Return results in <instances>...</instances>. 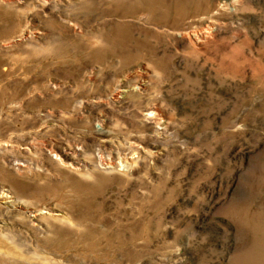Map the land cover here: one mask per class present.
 <instances>
[{"label":"rangeland","instance_id":"1","mask_svg":"<svg viewBox=\"0 0 264 264\" xmlns=\"http://www.w3.org/2000/svg\"><path fill=\"white\" fill-rule=\"evenodd\" d=\"M0 264H264V0H0Z\"/></svg>","mask_w":264,"mask_h":264},{"label":"bare ground","instance_id":"2","mask_svg":"<svg viewBox=\"0 0 264 264\" xmlns=\"http://www.w3.org/2000/svg\"><path fill=\"white\" fill-rule=\"evenodd\" d=\"M194 36H195V37H194V40H196V39H198V38H199V40H200L201 38H204V36H200L199 34H195Z\"/></svg>","mask_w":264,"mask_h":264}]
</instances>
